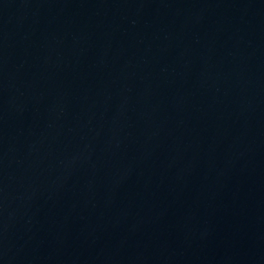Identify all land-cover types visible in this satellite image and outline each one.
<instances>
[{
    "label": "water",
    "instance_id": "95a60500",
    "mask_svg": "<svg viewBox=\"0 0 264 264\" xmlns=\"http://www.w3.org/2000/svg\"><path fill=\"white\" fill-rule=\"evenodd\" d=\"M0 264H264V0H0Z\"/></svg>",
    "mask_w": 264,
    "mask_h": 264
}]
</instances>
